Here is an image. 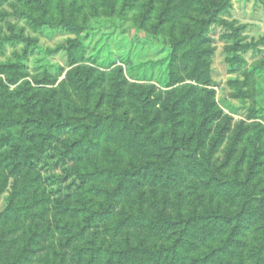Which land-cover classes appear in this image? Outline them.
<instances>
[{"label": "trees", "instance_id": "obj_1", "mask_svg": "<svg viewBox=\"0 0 264 264\" xmlns=\"http://www.w3.org/2000/svg\"><path fill=\"white\" fill-rule=\"evenodd\" d=\"M102 16L166 41L162 87L84 62ZM254 61L264 0H0V264L263 262Z\"/></svg>", "mask_w": 264, "mask_h": 264}, {"label": "rangeland", "instance_id": "obj_2", "mask_svg": "<svg viewBox=\"0 0 264 264\" xmlns=\"http://www.w3.org/2000/svg\"><path fill=\"white\" fill-rule=\"evenodd\" d=\"M82 40L84 62L100 69L121 67L129 80H149L162 87L170 53L162 37H152L119 18L102 16L89 22ZM246 72L250 78V101L256 110L254 121L264 126V64L251 62ZM251 241L255 242L250 239L249 244Z\"/></svg>", "mask_w": 264, "mask_h": 264}]
</instances>
